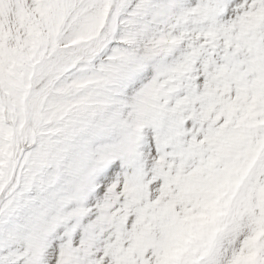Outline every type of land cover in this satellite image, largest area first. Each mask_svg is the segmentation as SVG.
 <instances>
[{"label": "snow or ice", "instance_id": "obj_1", "mask_svg": "<svg viewBox=\"0 0 264 264\" xmlns=\"http://www.w3.org/2000/svg\"><path fill=\"white\" fill-rule=\"evenodd\" d=\"M0 264H264V0H0Z\"/></svg>", "mask_w": 264, "mask_h": 264}]
</instances>
